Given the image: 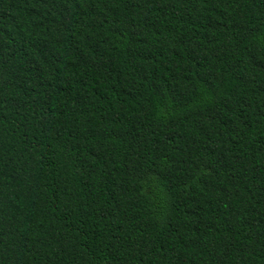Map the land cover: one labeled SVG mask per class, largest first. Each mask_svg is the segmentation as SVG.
Wrapping results in <instances>:
<instances>
[{
    "label": "trees",
    "instance_id": "16d2710c",
    "mask_svg": "<svg viewBox=\"0 0 264 264\" xmlns=\"http://www.w3.org/2000/svg\"><path fill=\"white\" fill-rule=\"evenodd\" d=\"M0 264H264V0H0Z\"/></svg>",
    "mask_w": 264,
    "mask_h": 264
}]
</instances>
